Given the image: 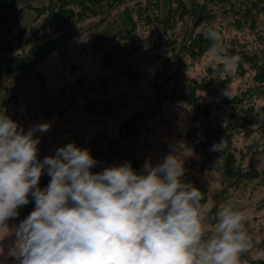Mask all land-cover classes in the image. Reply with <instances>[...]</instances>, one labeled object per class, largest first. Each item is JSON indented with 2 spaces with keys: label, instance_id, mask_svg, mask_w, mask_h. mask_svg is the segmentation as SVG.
Returning a JSON list of instances; mask_svg holds the SVG:
<instances>
[{
  "label": "trees",
  "instance_id": "1",
  "mask_svg": "<svg viewBox=\"0 0 264 264\" xmlns=\"http://www.w3.org/2000/svg\"><path fill=\"white\" fill-rule=\"evenodd\" d=\"M119 5L124 6L122 27L104 36L98 44V51L103 52L102 67L109 73L107 77L91 81L85 90L81 89L82 80H77L70 92L60 91L57 99L40 107L41 113L56 117L83 114L118 118L127 109L125 102L94 97L104 93L109 80L142 78L127 63V57L142 48V30L157 35L154 46L172 53L177 65L184 68L188 63L191 66L199 62L207 53L209 42L202 35V23L207 21L208 26H215L222 35L226 54L241 57L239 66L228 73L214 63L200 79L183 78L182 84L171 92L176 103L183 104L189 118L187 142L220 178L211 198L200 189L201 203L209 211V220L214 222L216 211L221 204L229 203L231 193L247 186L264 188L261 167V161L264 162V0H47L45 5L35 8L39 14L47 15L51 27V36L42 42L38 30L29 33L19 24L22 8L16 6L15 0H0V84L76 34L97 28ZM217 18L219 22L215 23ZM231 32L236 34L230 36ZM159 75L162 73L156 71L154 79ZM235 79L241 80V88L220 97L218 88L229 86ZM154 83V87L158 86ZM168 96L163 88L154 92L155 101L164 102ZM218 111L223 115L215 116ZM238 137L243 138L241 148L236 142ZM100 140L99 134L85 141L77 139L75 145L95 156L94 148L100 146ZM220 143L221 151L210 150ZM136 147L137 139L131 136L128 140H110L104 149V154L109 153L105 160L110 164L130 162L138 171ZM39 159L43 160L42 155ZM49 181L46 184L40 181L39 186L44 188ZM33 209L34 202H30L19 210L18 218L9 222L23 220ZM262 209L264 197L257 206V210ZM246 228L254 245L264 248V239L258 244L251 225L246 224ZM240 258L248 264H264V259L257 260L251 253Z\"/></svg>",
  "mask_w": 264,
  "mask_h": 264
},
{
  "label": "clouds",
  "instance_id": "2",
  "mask_svg": "<svg viewBox=\"0 0 264 264\" xmlns=\"http://www.w3.org/2000/svg\"><path fill=\"white\" fill-rule=\"evenodd\" d=\"M201 27L208 55L234 72L241 57L226 54L215 26ZM49 129L40 123L25 131L0 115V227L13 237L7 247L0 239V264H240L249 253L264 259L243 210L223 203L209 220L202 191L183 180L186 150L170 148L139 172L123 162L94 173L98 161L74 143L41 161L34 137ZM221 143L210 150L221 151ZM42 175L50 177L44 188ZM30 202L34 209L9 229Z\"/></svg>",
  "mask_w": 264,
  "mask_h": 264
},
{
  "label": "rangeland",
  "instance_id": "3",
  "mask_svg": "<svg viewBox=\"0 0 264 264\" xmlns=\"http://www.w3.org/2000/svg\"><path fill=\"white\" fill-rule=\"evenodd\" d=\"M46 3L47 0H15L16 6L22 8L18 18L19 24L29 33L38 30L41 42L51 36L49 33L51 27L47 15L39 14L35 8ZM122 13L124 6H117L107 20L97 28L76 34L53 52L35 60L29 67L1 83L0 115L9 116L25 131L40 123L50 125L49 131L37 133L34 137L40 140L38 158L40 155L42 158L54 156L59 147L69 143L75 144L77 139L85 141L100 134V146L94 148L97 153L92 156L98 161L97 166L92 169L94 173L116 163L110 164L105 160V155L108 156L109 153L104 154V149L110 140H128L129 136L137 139L136 156L139 161L137 172L141 170L145 161L150 160L154 166L160 163L170 148L186 150L183 180L205 190L211 198L214 190L219 187L220 178L187 142L185 132L189 126V118L183 104L176 103L171 96V92L182 84L183 78L200 79L206 68L216 63L208 53L191 66H188V63L187 67H179L172 53H165L163 49L154 46H157V35L151 36L140 30L142 48L134 56L130 58L128 56L127 63L143 75L142 78L133 81L122 79L118 82L109 80L104 93L94 97L125 102L127 109L122 111L118 118L100 115L86 117L83 114L56 117L44 116L41 113L40 107L57 99L60 91L70 92L77 80H82L81 89L85 90L91 81L107 77L109 73L102 67L103 52L98 51V44L104 36H109L117 28L122 27ZM218 22L217 18L215 23ZM226 33L228 34V31ZM235 34L231 32L229 35ZM237 35L241 37L240 33ZM156 71L162 75L154 79ZM154 82H157L158 86L154 87ZM241 84V80L235 79L229 86L219 87L218 94L222 97L225 96V91H230L229 95H232L241 88ZM160 88L166 90L169 95L164 102L154 99V92ZM222 115L223 112H215L217 117ZM236 142L240 148L243 147L242 137H238ZM262 162L261 167L264 169ZM47 180H50V177L42 175L40 181L46 184ZM231 195L229 203L246 213V224L251 225L255 240L260 244L264 239V209L257 210V206L264 197V188L252 189L247 186ZM18 223L9 222V229ZM3 238L5 239L2 243L7 247L13 239L7 227H0V239ZM7 264H13V261L9 258ZM240 264L248 263L240 258Z\"/></svg>",
  "mask_w": 264,
  "mask_h": 264
}]
</instances>
